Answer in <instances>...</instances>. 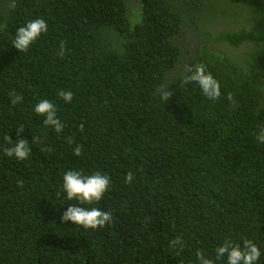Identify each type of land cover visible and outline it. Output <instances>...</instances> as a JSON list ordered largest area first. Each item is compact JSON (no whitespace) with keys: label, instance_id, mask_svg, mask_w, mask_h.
<instances>
[{"label":"trees","instance_id":"16d2710c","mask_svg":"<svg viewBox=\"0 0 264 264\" xmlns=\"http://www.w3.org/2000/svg\"><path fill=\"white\" fill-rule=\"evenodd\" d=\"M12 3L0 0V264H199L198 250L226 264L214 249L245 239L264 264L263 1ZM35 19L48 31L19 52L16 31ZM197 64L219 82L217 100L184 83ZM44 99L61 133L35 113ZM6 136L29 141L26 160L4 155ZM69 170L109 176L85 206L110 212V224L61 222L76 204L61 191Z\"/></svg>","mask_w":264,"mask_h":264},{"label":"clouds","instance_id":"9594fccd","mask_svg":"<svg viewBox=\"0 0 264 264\" xmlns=\"http://www.w3.org/2000/svg\"><path fill=\"white\" fill-rule=\"evenodd\" d=\"M15 7V0L11 4ZM48 31V24L43 19L30 20L26 25L19 27L16 31L15 38L12 41L13 47L19 52H26L29 47L44 33ZM65 51L64 44L60 45L59 55H63ZM189 75L184 79V83H196L201 89L203 95L210 100H217L221 96L220 84L214 76L206 71L204 64H197L194 69H189ZM13 96L12 103L16 104L22 99L19 95ZM171 93L165 91L162 99L167 100ZM59 97L65 103H70L73 99L71 91L61 90ZM231 100V95H229ZM35 113L44 117L43 126L51 127L56 133H61L64 124L57 117V110L54 103L50 100L44 99L38 102L34 109ZM83 126L81 125V128ZM23 128L18 129V133L23 132ZM257 141L264 144V126L260 127L256 133ZM5 140L11 144V147L4 149V155L7 157H15L17 160H26L30 153L29 141L27 139H19L14 144L9 136ZM33 143L37 142V138L33 137ZM72 141L69 140V143ZM50 151V149H49ZM73 154L79 157L82 154V148L77 145L73 150ZM133 180V174L129 172L125 178L126 183ZM111 184L108 175L99 171L84 174L81 171L69 170L63 174L62 189L67 201H75L61 216L62 223L71 222L73 225L81 227L85 230H96L103 228L112 221V214L110 212L102 211L98 207H86L98 203L102 200L105 193L109 190ZM182 241L179 237L170 241V246L181 245ZM215 259L223 260L226 258V264H258L261 257V250L252 240L245 239L243 245L234 244L231 240H225L221 246L214 249ZM196 258L199 264H214V260L209 258L205 253L197 251Z\"/></svg>","mask_w":264,"mask_h":264},{"label":"rangeland","instance_id":"374dc122","mask_svg":"<svg viewBox=\"0 0 264 264\" xmlns=\"http://www.w3.org/2000/svg\"><path fill=\"white\" fill-rule=\"evenodd\" d=\"M137 5L134 6V8L136 7Z\"/></svg>","mask_w":264,"mask_h":264},{"label":"water","instance_id":"95a60500","mask_svg":"<svg viewBox=\"0 0 264 264\" xmlns=\"http://www.w3.org/2000/svg\"><path fill=\"white\" fill-rule=\"evenodd\" d=\"M263 1V3H264V0H262Z\"/></svg>","mask_w":264,"mask_h":264}]
</instances>
